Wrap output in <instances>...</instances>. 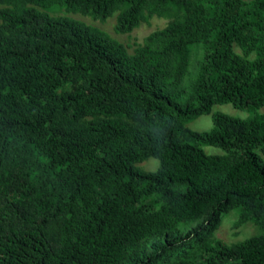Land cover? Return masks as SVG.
<instances>
[{
	"label": "trees",
	"instance_id": "1",
	"mask_svg": "<svg viewBox=\"0 0 264 264\" xmlns=\"http://www.w3.org/2000/svg\"><path fill=\"white\" fill-rule=\"evenodd\" d=\"M263 108L264 0H0V264H264Z\"/></svg>",
	"mask_w": 264,
	"mask_h": 264
},
{
	"label": "rangeland",
	"instance_id": "2",
	"mask_svg": "<svg viewBox=\"0 0 264 264\" xmlns=\"http://www.w3.org/2000/svg\"><path fill=\"white\" fill-rule=\"evenodd\" d=\"M56 8V7H55ZM53 8V9H55ZM53 9L49 10L51 14L57 13V14H64L66 11L60 9L52 11ZM68 15V14H64ZM69 16L78 18L82 21H85L87 23L94 24L98 26L100 29L107 31L112 36L118 38L123 43L127 44L129 46V51H133L135 47V42H143L144 37L151 33L156 28L164 27V25L167 23V19L164 18H157L154 17L151 20L150 24L143 23L138 28H136L133 32L129 34H117L114 30V25L117 20V12L114 13L113 16L109 17L106 22H102L100 20H95L89 16L80 14V13H69ZM196 54L192 56L191 61V67L189 74L186 77L187 82L191 81L197 71V65H196ZM218 111L227 112L229 114L239 116V117H247L250 112H248L245 109H237L234 108L231 104H220L216 105L214 107L213 113ZM264 111V108H263ZM187 126H189L191 129L196 131H206L210 130L214 126L213 117L212 114H204L194 120H191L187 123ZM205 150L208 153H222L223 151L213 145H205ZM264 159V156H262ZM141 167L145 170H155L160 165V161L157 158H149L148 160H145L144 162L140 163ZM240 208H235L224 215L222 223L220 227L216 231V237L222 239L226 243H233L242 241L245 238L259 235L261 233V228L256 225L253 221H246L239 227H235L234 224L238 220L240 215Z\"/></svg>",
	"mask_w": 264,
	"mask_h": 264
}]
</instances>
